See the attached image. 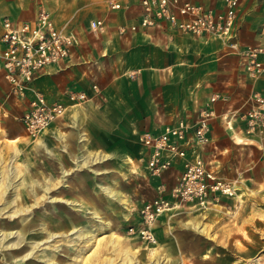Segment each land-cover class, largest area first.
<instances>
[{
  "label": "rangeland",
  "instance_id": "374dc122",
  "mask_svg": "<svg viewBox=\"0 0 264 264\" xmlns=\"http://www.w3.org/2000/svg\"><path fill=\"white\" fill-rule=\"evenodd\" d=\"M43 1L51 7L56 22L67 21L82 42L92 35L87 27L89 20L105 16L111 10L103 0ZM126 1L131 5L137 0ZM193 1L208 4L218 0ZM248 87L259 88L255 84L239 85L240 89ZM9 105L7 87L0 76V158L4 165L0 176V233L12 231L3 235L0 263L121 264L129 260L132 264H264V217L253 213L254 209L264 210V184L249 188L252 180L246 177L251 173L256 181L264 183V139L249 137L253 140L250 142L244 135L234 133L252 147L251 154L249 148H242L241 157L242 163L253 164L254 168L239 177H223L233 185V195H221L218 201L205 207H191L188 201H176L171 195L176 176L130 178L127 176L130 170L121 168L114 159L113 165L123 173L119 177L113 175L112 182L111 179L106 182L105 169L99 164L90 166L92 169L75 164L79 171L76 168L74 176L69 171L62 182V167L56 154L37 148L38 137L46 134V130L36 135L29 133L12 117ZM129 114L132 119L138 115L136 123H96L88 135L102 141H122L129 150H136L142 132L158 129L154 128L158 125L157 117L152 118L148 111ZM50 141L52 148H57V141L51 138ZM227 144L233 145L231 141ZM16 150L20 155L13 166L14 176L5 166ZM238 157H231V161ZM96 166L102 172H95ZM66 168L70 170L71 164ZM99 184L119 188L128 201L134 195L138 199L132 201L134 204L130 201L124 215L121 201L106 194ZM154 199L167 202L166 207L155 219L146 221L141 209ZM16 209L19 212L11 215ZM102 220L111 224L106 226ZM21 225L23 235L19 238L15 231ZM111 233L117 235L116 250L109 239ZM11 243L14 245L5 246ZM27 252L30 254L25 256Z\"/></svg>",
  "mask_w": 264,
  "mask_h": 264
},
{
  "label": "crops",
  "instance_id": "0c3cea01",
  "mask_svg": "<svg viewBox=\"0 0 264 264\" xmlns=\"http://www.w3.org/2000/svg\"><path fill=\"white\" fill-rule=\"evenodd\" d=\"M117 1L123 5L121 9L112 10L106 4L111 9L108 14L102 17L96 16L105 19L106 28L103 32L92 31L88 23L87 27L92 35L87 40L80 41L71 60L62 64V67L50 68L32 83V87L41 90L51 99L66 101L64 93L69 87L84 88L93 95L84 103L70 106L62 119L46 129L44 132L46 134L38 137L37 148L56 154L55 158L62 167V182L69 171H72L69 175H72L76 168L79 171V167L75 164L78 166V163L88 158L91 153L106 156L104 160L92 165L99 164L101 169H105L103 175L108 178H105L106 182L110 179L112 182L113 175L117 174L119 177L123 173L122 170L115 168L114 161H118L121 168L131 171L127 175L130 178L146 176L144 161L141 158L143 155L141 143L136 150L131 151L123 145L125 142L112 139L102 141L95 136L90 137L88 132L96 123H136L138 115L132 119L129 113L148 111L150 115L152 114V118L154 115L157 117L158 125L154 128L159 129L164 122L175 120L179 116H192L197 109L207 104L209 97L216 92L225 96V99H218L213 104L218 114L223 113L229 105L239 107L247 98L252 87L240 89L239 85L255 84L259 87L256 90L264 92V75L252 83L250 81L252 79L242 70L238 55L232 53L224 40L219 38L199 37L154 28L139 29L136 32H128L125 37H120L117 34L118 25L136 23L139 4L138 0L133 1L131 5L126 0ZM219 4L221 0L203 5L218 6ZM41 5L52 15V9L47 1L0 0V37L4 17L17 21H32ZM262 15H264V1L242 0L238 21V38L241 42L252 43L256 40ZM52 17L54 18L53 15ZM63 23L68 29L75 31L68 26L67 21ZM1 47L0 43V49ZM238 71L241 74L237 73ZM0 76L3 79L1 73ZM3 81L7 87L9 107L13 111L11 115L18 120L26 102L10 95L8 85L4 79ZM94 83L100 87L101 92L98 95L91 88ZM28 95H31L30 91ZM10 109L7 108V111L10 112ZM101 112L104 113L100 114ZM234 133L238 135L240 133L249 139L239 122L232 123V127L228 128L218 116L213 121L212 145L204 153L205 159L209 160L213 168L224 178L239 177L246 170L254 168L253 164L242 163L241 157L244 153L242 148H249L251 154L252 147L246 146L249 143L246 140L242 141ZM230 134L233 136L231 137ZM50 138L57 141L56 144H59L57 148H52ZM228 141L233 145L227 144ZM248 141L253 142L251 138ZM238 155L235 161H231V157L235 159ZM66 161L71 164L70 170L66 168L69 165L65 163ZM180 168V160L175 159L173 166L163 174L176 176ZM88 169L92 168L88 166ZM96 169L95 172H102L98 166ZM246 177L253 181H249L251 185L249 188L256 189L255 185L264 184L256 181L251 173ZM99 185L106 194L122 202L124 215L127 214L130 201L133 203L132 201L138 199L135 195L130 198L128 196V201L119 192V188L111 184ZM253 213L264 217V210L254 209ZM102 221L106 226L111 224L109 221Z\"/></svg>",
  "mask_w": 264,
  "mask_h": 264
},
{
  "label": "built area",
  "instance_id": "2783aa9c",
  "mask_svg": "<svg viewBox=\"0 0 264 264\" xmlns=\"http://www.w3.org/2000/svg\"><path fill=\"white\" fill-rule=\"evenodd\" d=\"M103 1L111 9L123 7L117 0ZM241 3L242 0H221L218 6H205L190 0H138L136 23L118 25L117 34L125 37L128 32L154 28L216 37L224 40L227 48L238 55L247 77L257 80L264 75V15L256 40L241 42L238 38ZM89 28L103 32L105 19H90ZM0 43V73L8 85V93L26 102L18 120L29 133L36 135L48 129L66 115L70 106L84 103L93 96L84 88L69 87L64 93L66 101H62L48 98L44 92L32 87L33 81L50 68L68 63L80 44L77 33L66 24L58 25L46 7L41 5L32 21L4 17ZM91 88L95 94H100L96 83ZM218 99H225V96L216 92L192 116H179L164 122L159 129L144 131L139 136L145 177L152 179L163 174L173 166L175 159H179L181 168L171 195L176 201H188L191 207H205L218 201L221 195L234 193L233 185L224 180L204 156L212 145L215 118L219 116L228 128L239 122L245 135L264 139V92L251 88L239 107L229 105L221 114L213 107ZM166 204L162 199L146 202L141 209L143 218L152 221Z\"/></svg>",
  "mask_w": 264,
  "mask_h": 264
},
{
  "label": "bare ground",
  "instance_id": "6f19581e",
  "mask_svg": "<svg viewBox=\"0 0 264 264\" xmlns=\"http://www.w3.org/2000/svg\"><path fill=\"white\" fill-rule=\"evenodd\" d=\"M41 141V140H40ZM39 143V142H38ZM39 146V145H38ZM19 155H20V152L18 151V150H16L15 151V153H14V155L10 158V160H9V162L6 164L7 166H5L6 168H7V170H9V174L10 175H16V172L14 171V169H13V166H15L14 165V163H15V161L18 159V157H19ZM104 158H106V156L105 155H102V154H94V153H92V154H89L88 155V158H86L84 161H81V162H79L78 164L80 165V166H92L94 163H97V162H100V161H102ZM2 160L3 159H1L0 158V176L3 174V167H4V165H3V163H2ZM7 173V174H8ZM6 174V175H7ZM19 181V183H21L22 182V179H19L18 180ZM117 196V195H116ZM52 199H56V197H52ZM122 203V202H121ZM126 206V205H125ZM168 209H170V208H168ZM17 212H19V210H13L10 214L12 215V214H14V213H17ZM12 234V231H9V232H1L0 234H2V237H0V246H2L3 244H2V240L4 239L3 238V235H5V236H7L8 234ZM15 233L16 234H19V238H21L20 237V235L22 234L23 235V226L21 225V227H19V228H17L16 229V231H15ZM140 233H145L144 231H140ZM21 235V236H22ZM152 235L153 234H150L149 235V237H152ZM109 239H110V241L113 243V249L114 250H116V249H118V239H117V235H114V233H111L110 235H109ZM152 240H154V239H152ZM8 245H14V243H11V244H6L5 246H8ZM28 254H30V252H27L26 254H25V256H27ZM14 258L16 259V260H19V259H17V257H15L14 256ZM121 264H132L129 260H124V261H122V263ZM136 264H138V263H136Z\"/></svg>",
  "mask_w": 264,
  "mask_h": 264
}]
</instances>
